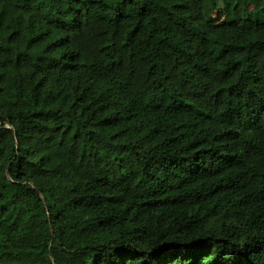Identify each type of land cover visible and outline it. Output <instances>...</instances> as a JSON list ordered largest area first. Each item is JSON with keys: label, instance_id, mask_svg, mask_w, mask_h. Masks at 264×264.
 <instances>
[{"label": "trees", "instance_id": "1", "mask_svg": "<svg viewBox=\"0 0 264 264\" xmlns=\"http://www.w3.org/2000/svg\"><path fill=\"white\" fill-rule=\"evenodd\" d=\"M0 264H264V0H0Z\"/></svg>", "mask_w": 264, "mask_h": 264}, {"label": "rangeland", "instance_id": "2", "mask_svg": "<svg viewBox=\"0 0 264 264\" xmlns=\"http://www.w3.org/2000/svg\"><path fill=\"white\" fill-rule=\"evenodd\" d=\"M214 18L216 19L217 23H220L222 21H224V17H223V14L220 12H215L214 13Z\"/></svg>", "mask_w": 264, "mask_h": 264}]
</instances>
